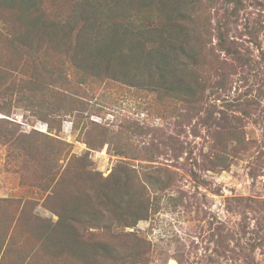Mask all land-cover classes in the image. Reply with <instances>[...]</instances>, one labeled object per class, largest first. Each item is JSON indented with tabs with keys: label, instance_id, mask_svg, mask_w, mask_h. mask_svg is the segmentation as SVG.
I'll list each match as a JSON object with an SVG mask.
<instances>
[{
	"label": "rangeland",
	"instance_id": "374dc122",
	"mask_svg": "<svg viewBox=\"0 0 264 264\" xmlns=\"http://www.w3.org/2000/svg\"><path fill=\"white\" fill-rule=\"evenodd\" d=\"M35 1L0 0V264H264V0Z\"/></svg>",
	"mask_w": 264,
	"mask_h": 264
},
{
	"label": "trees",
	"instance_id": "16d2710c",
	"mask_svg": "<svg viewBox=\"0 0 264 264\" xmlns=\"http://www.w3.org/2000/svg\"><path fill=\"white\" fill-rule=\"evenodd\" d=\"M36 4H37V2L35 1V0H15V2H13V5H14V9L15 10H18V9H21L22 7H24V9H23V12L24 13H26V12H28V13H26V14H30V12H29V8L32 6V5H34V6H36ZM94 8H96V7H94ZM91 9V8H90ZM81 29L84 31L87 27H88V25L89 24H91V20L92 19H90L89 17H88V14H87V12H86V9H84V7L82 6V9H81ZM32 23L33 24H38V23H41L42 22V18L41 17H38V16H36V17H34L32 20ZM42 24H46V22H42ZM78 25H79V22H77L76 24H75V27L77 26L78 27ZM85 28V29H84Z\"/></svg>",
	"mask_w": 264,
	"mask_h": 264
}]
</instances>
